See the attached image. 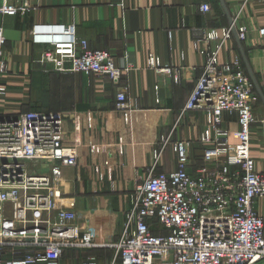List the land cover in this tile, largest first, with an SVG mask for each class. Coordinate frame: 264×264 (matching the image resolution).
Masks as SVG:
<instances>
[{
	"label": "built area",
	"instance_id": "2783aa9c",
	"mask_svg": "<svg viewBox=\"0 0 264 264\" xmlns=\"http://www.w3.org/2000/svg\"><path fill=\"white\" fill-rule=\"evenodd\" d=\"M32 1L0 0V16L25 15ZM209 9L208 4L199 7L203 13ZM234 32L240 42L246 40V29L237 28L234 19L220 31H202L193 45L197 49L201 42H216L213 50L203 51L206 63L182 111L205 113L201 142L207 147L197 172H187L189 142L172 144L177 168L168 175L154 174L161 155L155 151L111 243L98 244L94 233L81 230L74 202L66 203L59 188L58 168L74 169L78 163L77 149L64 144L62 115L29 111L0 117V264H62L67 251L100 248L110 250L107 260L87 256L77 264L263 263L264 173L250 154L257 97L240 59L219 60ZM258 33L264 37V27ZM30 42L39 49L37 63L61 75H95L118 86L131 69L117 67L112 54L91 49L73 25L36 23ZM4 45L0 26V78L7 70ZM260 57L264 73V44ZM148 65L171 74L160 69L156 57L149 56ZM5 95L0 82V96ZM126 100L127 89L120 86L117 108L124 109ZM259 127L264 134V115ZM73 139L79 146L78 118ZM31 164L41 168L33 171Z\"/></svg>",
	"mask_w": 264,
	"mask_h": 264
},
{
	"label": "crops",
	"instance_id": "0c3cea01",
	"mask_svg": "<svg viewBox=\"0 0 264 264\" xmlns=\"http://www.w3.org/2000/svg\"><path fill=\"white\" fill-rule=\"evenodd\" d=\"M203 4L210 7L207 13L199 10ZM31 5L25 15L0 16L7 67L0 78L6 88V95L0 96V117L29 111L62 115L64 144L77 149L78 163L74 169L58 168L59 188L64 187L66 203L74 202L78 226L94 233L98 244L118 238L134 186L152 166L155 151L161 150L156 175L176 170L172 144L178 141L190 143L187 172L195 174L201 164L207 147L201 142L205 113L182 111L206 63L203 51L216 46L201 42L194 49L202 31H220L234 19L237 28L246 29L245 41L234 32L223 44L219 60L242 61L257 97L255 116L264 115V37L258 33L264 27V0H33ZM36 23L73 25L91 49L108 52L117 67L131 69L118 86L95 75L55 73L37 63L39 49L30 42ZM149 56L171 74L149 67ZM120 86L127 89L124 109L116 106ZM75 118L79 146L73 143ZM250 137H255L254 130ZM253 146L251 156L259 158ZM256 169L264 173V164ZM110 255L105 248L88 254L100 262Z\"/></svg>",
	"mask_w": 264,
	"mask_h": 264
},
{
	"label": "rangeland",
	"instance_id": "374dc122",
	"mask_svg": "<svg viewBox=\"0 0 264 264\" xmlns=\"http://www.w3.org/2000/svg\"><path fill=\"white\" fill-rule=\"evenodd\" d=\"M231 23H232V21H231ZM3 57H4V48H3ZM15 105L21 106L18 103H15ZM255 119H256L257 122H255V124L252 125V130H254L256 138L255 137H254L255 139L252 138L250 144H251V146L252 145L255 146V144H256V146H255V147H257L256 151L258 153V156H260V157L258 158L256 156V154H252V157L255 160L256 166H258L259 163H263L264 164V134L262 133V131H261L260 127H259L260 115H258L257 117L255 116ZM28 166L33 171H37V170H39L41 168L40 165H34V164H31V165H28ZM62 189H64V187L61 188L60 190L62 191ZM88 254H89V250L88 251H80L78 249H74L72 251L65 252V254L63 255L62 261L64 263H69V264L72 263V262H78L79 259L87 257Z\"/></svg>",
	"mask_w": 264,
	"mask_h": 264
},
{
	"label": "water",
	"instance_id": "95a60500",
	"mask_svg": "<svg viewBox=\"0 0 264 264\" xmlns=\"http://www.w3.org/2000/svg\"><path fill=\"white\" fill-rule=\"evenodd\" d=\"M251 72V71H250ZM249 76H250V78L253 80V75H252V72L251 73H249ZM14 116V115H13ZM261 264H264V262L263 263H261Z\"/></svg>",
	"mask_w": 264,
	"mask_h": 264
}]
</instances>
